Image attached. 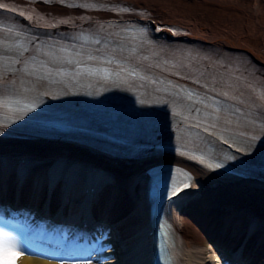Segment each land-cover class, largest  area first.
Returning a JSON list of instances; mask_svg holds the SVG:
<instances>
[{
  "label": "bare ground",
  "instance_id": "1",
  "mask_svg": "<svg viewBox=\"0 0 264 264\" xmlns=\"http://www.w3.org/2000/svg\"><path fill=\"white\" fill-rule=\"evenodd\" d=\"M11 0H0V3L5 4ZM17 4H25V0H14ZM97 4L92 9H85L80 7H65L57 4H44V9L48 12L50 17H81L87 18L89 14L97 13L99 17L102 15L106 16L108 19L109 13L103 12L106 9L105 3L117 2L120 0H93ZM140 6L143 9L151 10L153 15V21L155 27L158 25H163L165 27H160L159 33L161 38L165 40L166 44L171 47V49L160 51L163 46L158 47L153 50V53L148 56V59L144 56L139 59L140 64H144V74L147 75L146 69H152L151 74L147 78H156L163 76L168 82L175 81L179 82L182 78L179 74L183 73L188 76L197 71L201 75H204V68L200 65V58L205 55L207 56L206 47L203 45L193 46L191 44H184L181 40L183 39L181 35L173 31L175 26H180L189 29L188 39H195L196 41H201V36L204 37L206 41L207 34H219L226 35L227 37L233 38H244L243 40L246 45L256 48V57L253 53H250L252 57H255L257 62L264 64V0H141ZM170 15L179 17L172 18ZM33 16V15H31ZM111 18H115V24H120L121 21L125 24V18L120 13H116ZM143 18L137 14H132L129 18L131 24H140ZM33 21V20H32ZM16 19L14 17L10 18L7 26H14ZM18 22V21H17ZM1 25L5 24L0 20ZM191 24L194 26L191 29L189 26ZM195 29H200L202 32L198 36V32ZM172 30V31H171ZM186 30V29H185ZM208 32V33H207ZM3 31L0 30V42H4L1 39L3 36ZM231 38H219L217 41V46L219 49H224L225 44H234L235 39ZM242 40V39H240ZM216 41V40H215ZM5 43L2 44L4 46ZM1 46V45H0ZM1 46V47H2ZM6 49V46L3 47ZM202 50V51H200ZM209 63V60H205ZM150 63H155L162 66V69L155 68ZM182 67H186L185 71ZM172 69V72L165 70ZM254 72V71H253ZM259 73V72H258ZM218 74H212V77H216ZM182 76V75H180ZM204 79V78H203ZM201 79V80H203ZM219 84L222 83L224 77L215 78ZM233 81V80H232ZM231 81V82H232ZM255 82L258 83L255 89L250 88L249 85L241 84L239 80L232 82L230 88L235 92V95L228 97V103L232 104L235 108L240 106V109L253 110L252 114L257 116L256 119L250 121L249 125L252 123L262 124L264 126V98H262V91H264V78L255 76ZM66 102V101H65ZM56 104L60 101L56 100ZM53 104V103H52ZM53 107H56L53 104ZM57 110V108H55ZM259 110V111H256ZM13 131V130H12ZM13 132H16L15 130ZM32 138L31 141L26 140ZM7 154L10 158L7 161L0 160V169L9 168L11 165L17 163L20 158L25 157L29 160L40 161V160H50L54 157L57 158H67L72 161L73 164L81 165H101L105 170L109 171L112 176L115 177L113 187L110 189L108 196H111L114 201V206H111L110 201L105 198L103 203L108 206L111 210L115 209L124 194L125 197H129L130 204H139L141 208L142 204L139 199V203L133 201L131 196L134 195L133 189L129 190V186L132 185V176H138L142 171L146 170L152 165L160 162H171L178 163L182 165H187V167L193 168L196 175V184L193 189L188 191L184 197L180 199L179 206L181 210H186L188 208L197 209L204 208L208 206L212 207H226L228 204L240 201L241 198L245 196H250L249 194L256 195L257 191L253 189L257 188L260 193H264V183L260 180H245L243 178H238L235 176L216 174L209 172L203 168L197 167L183 158L180 157H164L158 155H150L143 157L139 160H121L117 157H113L111 154L103 153L99 150L93 148L85 147L77 143L62 142L60 140H48L43 139L41 136H37L36 133L32 134L29 130L22 131L18 129L17 135L11 137V139L2 140L0 139V154ZM169 158L171 159H165ZM52 172L59 171L61 167L58 164H51L49 166ZM15 174H12V177ZM11 176L6 174L4 182L7 189H10V183L19 185V178H14L9 181ZM128 178L129 181H128ZM1 182V183H2ZM129 184V185H128ZM131 187V186H130ZM261 187V188H260ZM261 190V191H260ZM264 195V194H263ZM131 197V198H130ZM123 205L120 204V207ZM135 211L140 213V210L135 207ZM67 211V210H66ZM119 215L110 224L114 228L118 220H120L121 226L120 232L116 227L115 231L121 235L120 244L122 247V260L123 264H137V262L131 261V256L128 253V248L133 241H127L126 238L131 234H137L139 230L131 227V222H133V215L128 216L127 220L125 217L129 215L124 212L123 209L116 213ZM180 224L178 225L179 232L181 236L187 241V245L190 243H200L204 239L205 229L196 223L191 217L179 213ZM125 219V221H124ZM136 220V218H135ZM124 221V222H123ZM133 229V232H132ZM237 227H231L230 232L235 231ZM239 230V228H238ZM125 236V237H124ZM133 236V235H132ZM131 239V238H130ZM121 240L123 241L121 243ZM131 246V245H130ZM229 253L230 251L227 250ZM207 252L201 251V257L206 255ZM211 254L213 252L211 251ZM201 257L199 256V261H195L196 264H203L201 262ZM235 259V258H233ZM218 258L215 257L212 262L215 264ZM25 264H56L51 261L36 259V258H26ZM252 264H264V255L254 257Z\"/></svg>",
  "mask_w": 264,
  "mask_h": 264
},
{
  "label": "rangeland",
  "instance_id": "2",
  "mask_svg": "<svg viewBox=\"0 0 264 264\" xmlns=\"http://www.w3.org/2000/svg\"><path fill=\"white\" fill-rule=\"evenodd\" d=\"M127 1H132V2H142L141 0H127ZM172 17V15H170ZM174 18H179V17H175L173 16ZM172 17V18H173ZM190 28L193 29L194 26H192L191 24H189ZM196 32H198V36L199 34L202 32L200 29H195ZM204 33V32H202ZM202 33H201V36H199L200 38L204 39V37H202ZM208 33V32H207ZM208 36L207 37V40H218L219 38H231V37H227L226 35H219V34H212V33H209L207 34ZM231 39H235L236 42L234 44H231L232 46L234 47H239V48H243V49H247L248 51H250L251 53H253L256 57H258V53L256 51V48H253V47H250L248 45H246V43L243 41L245 40L244 38H240V37H235V38H231ZM242 39V40H240ZM228 44V43H227ZM187 250L188 252L190 253V259H191V264H196L195 261H199V256L201 257V254L199 255V252L201 251H205L207 252L206 255L202 256L201 257V262L203 264H214L212 262V260L215 258L216 254L212 251V245L210 244L209 240L207 239V237L204 235V239L202 240V242L200 243H190V247H187ZM186 250V252H187ZM211 251L213 252V254H211ZM187 261V260H186Z\"/></svg>",
  "mask_w": 264,
  "mask_h": 264
},
{
  "label": "snow or ice",
  "instance_id": "3",
  "mask_svg": "<svg viewBox=\"0 0 264 264\" xmlns=\"http://www.w3.org/2000/svg\"><path fill=\"white\" fill-rule=\"evenodd\" d=\"M0 7H4V5L2 3H0ZM89 75H97V74H100V73H92L91 71L88 72ZM101 77L103 79H110L111 76H112V73H109V72H105L103 74H100ZM129 75H133L132 73H129ZM179 94V93H178ZM225 95H227V93H225ZM262 98H264V91H262ZM183 96L184 98L189 101V105H188V113L189 115H191L193 112L195 113H199L201 110L200 108H197L195 107V105L197 104H202L204 103L205 104V107H208V105L205 103V100L206 98H200V99H197V98H194V93L191 92V91H187L185 93H183ZM176 115H180V113H176ZM189 115H186L184 118L185 119H188L189 118ZM194 120H195V123L192 124L191 126L192 127H199L200 126V123H201V120L200 119H196L195 117H192ZM210 127H215V124H211ZM205 131H207L208 129L205 128L204 129ZM184 187H187V184L184 185ZM178 188H181L180 185H178ZM181 190H183L181 188ZM174 194H179L178 192H174ZM16 246H17V250L19 251L20 254L22 255H33L34 253L31 252L23 242H20L18 239H17V243H16Z\"/></svg>",
  "mask_w": 264,
  "mask_h": 264
}]
</instances>
